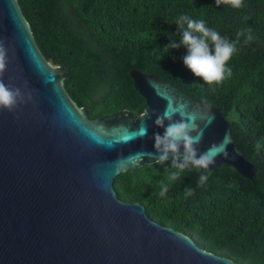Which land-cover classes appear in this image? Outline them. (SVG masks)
I'll return each instance as SVG.
<instances>
[{"label": "water", "instance_id": "1", "mask_svg": "<svg viewBox=\"0 0 264 264\" xmlns=\"http://www.w3.org/2000/svg\"><path fill=\"white\" fill-rule=\"evenodd\" d=\"M0 41L8 55L4 83L31 97L13 112L0 110V264H236L159 225L142 205L119 200L113 187L117 175L155 163L127 159L154 151V134H163L155 115L144 138L123 137L139 128L146 109L163 112L169 98L198 115L200 151L229 134L228 155L210 170L228 167L252 180L255 168L220 109L131 70L143 110L133 119L124 111L92 120L63 87V68L42 55L17 0H0ZM209 116L214 120L205 128Z\"/></svg>", "mask_w": 264, "mask_h": 264}, {"label": "trees", "instance_id": "2", "mask_svg": "<svg viewBox=\"0 0 264 264\" xmlns=\"http://www.w3.org/2000/svg\"><path fill=\"white\" fill-rule=\"evenodd\" d=\"M17 2L42 55L63 68V87L90 119L124 111L133 119L143 110L131 70L165 79L223 112L237 147L255 168L252 180L224 167L210 170L198 186L203 171L190 169L161 197L169 160L123 172L113 187L119 200L142 205L150 219L187 235L200 248L236 264H264V0H243L239 9L217 7L215 0ZM182 14L204 20L235 43L237 51L226 65L231 76L206 84L185 67L184 47L162 51L169 38L180 39L176 20ZM249 29L252 40L245 43ZM185 187L195 194L186 198Z\"/></svg>", "mask_w": 264, "mask_h": 264}, {"label": "clouds", "instance_id": "3", "mask_svg": "<svg viewBox=\"0 0 264 264\" xmlns=\"http://www.w3.org/2000/svg\"><path fill=\"white\" fill-rule=\"evenodd\" d=\"M243 0H215L219 7L221 4L230 5L239 9ZM180 39L169 38L170 43L162 51L169 53L171 50L184 47L186 55L182 58L185 67L204 83L212 85L222 82L226 76H231L232 70L226 67L228 61L237 51L235 43L222 37L217 31L206 26L204 20H196L187 15H180L176 20ZM245 39V43L252 40L251 30ZM242 35L241 34H238ZM238 42V41H237ZM8 55L7 48L3 41H0V110L13 112L19 105L25 104L31 99L25 95L18 87L5 84L2 77L7 70ZM179 119H174L176 115ZM153 115L156 116L155 125L163 128V134H154V151H140L130 155L127 159L135 163L144 158L152 159L156 164L163 165L169 160L170 168L165 169L167 183L160 182L161 197L166 196L172 182L182 180V174L186 170H204L198 177V186H203L211 174L210 169L216 163L218 156H227V146L231 143L228 133H225L219 143L210 145L206 150L200 151V144L203 141L204 129L199 128L196 121L199 118L196 113L189 112L187 105H175L171 98L163 112L155 113L146 109L140 118V125L136 131L125 129L124 142H129L136 138H144L147 135L148 127L146 120ZM214 120V116L207 117L205 128ZM165 121L167 124L165 125ZM260 145L257 143V149ZM195 194L191 187H185V197Z\"/></svg>", "mask_w": 264, "mask_h": 264}]
</instances>
